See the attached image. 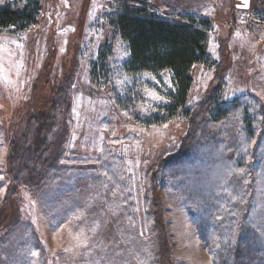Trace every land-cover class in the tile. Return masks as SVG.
I'll use <instances>...</instances> for the list:
<instances>
[{
    "label": "rangeland",
    "instance_id": "obj_1",
    "mask_svg": "<svg viewBox=\"0 0 264 264\" xmlns=\"http://www.w3.org/2000/svg\"><path fill=\"white\" fill-rule=\"evenodd\" d=\"M4 1L0 0V4ZM38 1L40 12L35 25L25 30L0 29V212L29 219L39 233L45 253L42 255L35 250L33 254L38 259L34 264L43 257L44 264H138V260L123 249L126 243L123 230L132 226H136L139 237L135 243H143L145 249L152 252L163 244L169 251L170 264H217L214 241L209 239L212 237L210 228L206 226L208 238L199 234L194 222L199 210L195 204L189 206L178 193L169 190L168 174L184 168L186 175L191 172L194 175L196 170L203 172L202 178L193 181L191 186L196 200L198 194L211 189L214 179L232 169L231 165L222 161L210 166L214 169L207 184L208 177L203 176L209 175L205 169L209 164H199L198 160L191 163L183 160L155 172V165L161 159L179 154L177 149L189 126L187 118L176 115L161 125H143L118 103L115 95L123 94L124 84L131 86L130 99L137 111L146 114L153 110L154 104L165 102L159 90L163 86L161 82L168 84L167 73L159 74L160 82L157 76L148 74L135 77L119 74L113 67L110 84L93 82L89 76L90 62L98 57L103 46H109L107 60L111 66L127 56L124 43L108 21L115 0ZM144 1L165 13L199 15L211 20L208 51L212 60L219 62L223 73L215 74L214 62L195 65L191 71L189 105L202 101L219 81L224 100L254 94L264 103V0H247V6H244L245 0ZM67 77H71L70 84ZM60 88L68 91L70 97L68 124L57 97ZM39 111L53 115L55 122L34 164L38 166V162L46 161L61 144L67 151L65 165L87 170L74 179L84 204L95 195L96 186L91 177L96 174V159L102 157L107 148L123 159L133 207H125L116 200L117 188L111 191L110 186L105 187L102 198L107 201L104 210L107 219L97 239L93 234L99 225L85 226V211L74 209L57 223L23 187L6 200L12 139L21 137L27 118ZM257 139L260 137L256 132L250 145ZM188 149L203 160L211 157L197 145L190 144ZM74 151L79 154H73ZM217 152L223 151L219 148ZM259 154L264 151L260 149ZM233 159L238 162L235 168L241 172L239 157ZM250 160L245 156V162ZM254 180H248L252 181L251 186ZM147 194L152 197L154 209H159L161 228L158 231L154 218L146 216ZM96 206L95 202V209L88 211L98 212ZM60 217L63 214H59ZM165 257L159 258L163 264H166ZM242 260L245 261V257ZM141 264L151 263L143 260Z\"/></svg>",
    "mask_w": 264,
    "mask_h": 264
},
{
    "label": "trees",
    "instance_id": "obj_2",
    "mask_svg": "<svg viewBox=\"0 0 264 264\" xmlns=\"http://www.w3.org/2000/svg\"><path fill=\"white\" fill-rule=\"evenodd\" d=\"M111 7L108 21L124 43L127 56L122 62L111 66L107 60L109 46H103L98 57L90 62V79L107 86L113 80V67L117 68L119 74L129 77L148 74L157 76L160 82L159 74L167 73L168 84L161 82L163 86L159 90L165 102L154 104L153 110L146 114L137 111L130 99L131 86L124 84L123 94L117 93L115 98L143 125H161L176 115L187 118L189 126L177 149L179 154L174 158L161 159L155 165V172L183 160H187L185 163L198 160L199 164H209L205 168L209 175L203 176L208 177L205 179L207 184L213 175L214 168L210 166L222 161L231 165L232 169L229 168L224 176L214 179L210 184L211 189L198 194L196 200L191 186L204 174L198 170L194 175L193 172L192 175H186L185 168L168 174L169 190L178 193L179 198L189 206L195 204L194 207L199 210L194 222L204 238L208 236L206 226L210 228L212 237L209 239L214 241V260L217 264H264V154H259L260 149L264 151V103L254 94H241L224 100L219 81L202 101L189 105L188 94L193 83L191 71L195 65H212L214 62L215 74L223 73L219 62L212 60L208 51L207 40L211 29L209 18L165 13L144 0H115ZM39 12L38 0H5L0 4V29L25 30L37 23ZM70 80L71 77H67V84H70ZM57 97L68 124V91L60 88ZM54 122L53 115L39 111L27 118L21 137L12 139L7 172L9 197L6 200L23 187L49 211L51 220L57 223L65 220L74 209L85 211V226L92 228L96 223L99 225L93 234V238L97 239L107 219L104 213L107 201L102 198L105 187L110 186L111 191L117 188L119 196L116 200L125 207H133L130 204L131 184L126 177L123 159L111 153L109 148L102 157L96 159V174L91 177L92 184L96 186L95 195L84 204L74 179L87 170L65 165L64 162L68 161L65 156L67 151L61 144L46 161L38 162V166L34 164L44 150L43 144L48 141ZM256 132L260 139L250 145ZM190 144L197 145L200 151L209 154V160H203L198 153L191 154L188 149ZM219 148L222 153L217 152ZM73 154L78 155L79 152L74 151ZM236 156L241 162L238 165L241 172L235 168L238 162L235 163L233 158ZM245 156L251 160L245 162ZM250 178H255L252 186V181L248 182ZM150 195L146 196V216L154 218L153 224L158 231L161 228V216L159 209H154ZM95 202L98 212L88 211L95 209ZM59 214H63V217L58 218ZM135 227L123 230L126 242L123 249L135 257L138 264L143 260L151 264H163L159 259L162 255L166 256L165 263L170 264L169 251L163 244L152 252L145 249L143 243H135L139 239ZM35 250L42 255L45 253L39 233L30 220L0 212V264H34L38 259L33 254ZM44 263L43 257L37 264Z\"/></svg>",
    "mask_w": 264,
    "mask_h": 264
},
{
    "label": "snow or ice",
    "instance_id": "obj_3",
    "mask_svg": "<svg viewBox=\"0 0 264 264\" xmlns=\"http://www.w3.org/2000/svg\"><path fill=\"white\" fill-rule=\"evenodd\" d=\"M244 6H247V0H245V4H244Z\"/></svg>",
    "mask_w": 264,
    "mask_h": 264
}]
</instances>
